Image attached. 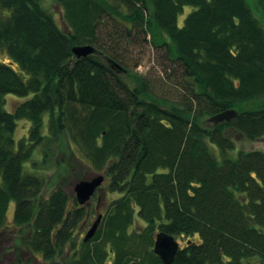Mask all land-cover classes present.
<instances>
[{"label":"trees","instance_id":"16d2710c","mask_svg":"<svg viewBox=\"0 0 264 264\" xmlns=\"http://www.w3.org/2000/svg\"><path fill=\"white\" fill-rule=\"evenodd\" d=\"M55 2L65 27L43 0H0V242L14 202L20 247L46 264L66 247L69 264H164L159 231L188 237L172 264H264V151L234 153L239 137L264 138V27L252 6L264 13V0ZM134 29L166 47L164 80L179 97L123 68L116 41ZM77 44L97 51L79 58ZM227 109L238 116L209 121ZM21 119L29 132L17 138ZM64 133L81 153L78 177L104 174L119 193L88 241L76 234L85 204L62 186L44 197L45 177L27 164L38 150L52 160Z\"/></svg>","mask_w":264,"mask_h":264},{"label":"rangeland","instance_id":"374dc122","mask_svg":"<svg viewBox=\"0 0 264 264\" xmlns=\"http://www.w3.org/2000/svg\"><path fill=\"white\" fill-rule=\"evenodd\" d=\"M43 3L56 13L60 25L65 27V23L63 22L62 18L61 6L57 4L55 0H43ZM252 6L254 8L255 15L259 18L261 24L264 27V13L261 12V10L253 2ZM192 9L193 7L190 5L184 7V10L178 17V23L180 26L184 24L187 14ZM153 31L162 39L167 38L166 34L161 30L153 29ZM130 33L131 34L126 36L128 39L120 38L119 40L117 39V43L115 42L116 49L119 52L118 54H120L124 59V64H122L124 67L122 65L121 66L127 70H131L130 72L132 73H140L148 76L150 79H153V82L157 85L156 90L161 96H167L170 98L179 97L181 93V87L174 86L173 83L170 82V79H167L168 81L164 80V77L166 76V70L172 69V64L167 56L166 47L154 45V36L153 32L151 31L149 32L148 36L138 29H134ZM0 58L8 60V56L5 52H0ZM132 78L130 80L134 84L135 82L132 80ZM18 99L20 98L16 95H9L7 99L8 109H13L17 104ZM29 126V120H19L18 127L16 129V137L20 138L27 136L29 132ZM72 145L73 144L71 143L69 137L66 133H64L61 139V149H59L54 154L52 160H50L48 163L42 164V154L41 151L38 150L33 155V161L27 162V164L30 166V169H35L36 172H40L46 179V186L44 188L43 194L44 197H48L51 192L59 186L66 188L70 194L76 196L74 187L78 181L82 180L79 178L81 175L82 165L77 158V156H81V153L74 145L72 148ZM255 149L264 151V138L251 140L247 137L241 136L236 141V150L234 153L236 154L238 150ZM32 162H36V164L32 166ZM94 176L95 174L91 173L87 179H90ZM101 187L102 193L96 191L91 199L85 204V207L89 210V214L81 220L76 230L79 241L84 238L86 232L92 226L98 214H106L110 208L111 202L119 196L118 192H112L108 189L105 180ZM98 206L100 207L99 211L97 210ZM14 211L15 203L12 202L8 210L7 230L10 231L7 233L8 239L0 242V264H22V262H27L28 264H46L41 253H36L35 255H33L31 252L25 253L27 252V248L22 245L20 247L19 242L21 236L19 234V227H15L13 224ZM135 220L134 227H136V229L146 225L144 220L139 216L136 217ZM187 238L188 237L186 236H176L180 246H183L187 242ZM16 245H19L17 249L15 247ZM72 255V250L66 247L62 254L57 257V263L69 264V260L71 259ZM113 256V253H111V257L108 259V262L112 261ZM18 258L21 259V262L19 263H17ZM137 258L138 260L134 261L139 262L140 256Z\"/></svg>","mask_w":264,"mask_h":264},{"label":"water","instance_id":"95a60500","mask_svg":"<svg viewBox=\"0 0 264 264\" xmlns=\"http://www.w3.org/2000/svg\"><path fill=\"white\" fill-rule=\"evenodd\" d=\"M97 51V48L92 44H77L73 47V53L77 57L88 56ZM119 68H122L118 64ZM238 111L236 109H227L212 115L209 118V121L212 123H220L225 120H230L238 116ZM105 176L104 174H97L90 179H82L75 184L74 190L76 197L80 204H86L91 197L95 194L96 191L102 193L101 185L104 183ZM99 206L97 210L99 211ZM103 215L98 214L96 220L93 222L92 226L86 232L84 236V241L90 240L97 232ZM154 252L161 258L164 264H172L175 258L177 251L180 248V244L176 237L172 234H169L164 231H159L155 234L154 237ZM129 264H138V262L133 261Z\"/></svg>","mask_w":264,"mask_h":264}]
</instances>
